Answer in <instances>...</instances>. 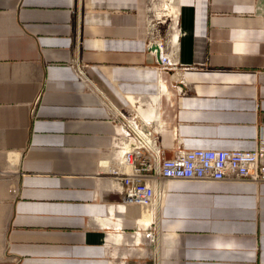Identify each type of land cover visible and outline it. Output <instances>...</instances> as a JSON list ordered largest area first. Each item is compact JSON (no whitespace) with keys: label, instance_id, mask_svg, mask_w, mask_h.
Returning <instances> with one entry per match:
<instances>
[{"label":"crops","instance_id":"1","mask_svg":"<svg viewBox=\"0 0 264 264\" xmlns=\"http://www.w3.org/2000/svg\"><path fill=\"white\" fill-rule=\"evenodd\" d=\"M151 1L0 0V264H264V182L172 179L158 214L111 181L109 101L156 100L168 156L264 136V0H177L164 90Z\"/></svg>","mask_w":264,"mask_h":264},{"label":"built area","instance_id":"2","mask_svg":"<svg viewBox=\"0 0 264 264\" xmlns=\"http://www.w3.org/2000/svg\"><path fill=\"white\" fill-rule=\"evenodd\" d=\"M154 34L152 30L148 47L159 56V86L164 90V75L184 76V69L177 62L174 46L167 40L157 39ZM79 72L85 75L80 67ZM177 89L183 92L181 85H177ZM152 99L142 102L136 99L125 108L109 101L115 133L111 160L105 163L111 181L123 194L125 205L141 206L160 214L166 185L172 179L264 182L263 135L251 151L179 147L174 155L168 156L160 143L161 112L156 100ZM141 234L139 232L138 236ZM144 234L153 242L160 237L158 228L156 232Z\"/></svg>","mask_w":264,"mask_h":264},{"label":"rangeland","instance_id":"3","mask_svg":"<svg viewBox=\"0 0 264 264\" xmlns=\"http://www.w3.org/2000/svg\"><path fill=\"white\" fill-rule=\"evenodd\" d=\"M176 4L177 0L151 1V24L152 27L156 24L153 30L161 38L169 37L177 32L178 15L173 12Z\"/></svg>","mask_w":264,"mask_h":264},{"label":"water","instance_id":"4","mask_svg":"<svg viewBox=\"0 0 264 264\" xmlns=\"http://www.w3.org/2000/svg\"><path fill=\"white\" fill-rule=\"evenodd\" d=\"M155 47H157V46H155Z\"/></svg>","mask_w":264,"mask_h":264}]
</instances>
